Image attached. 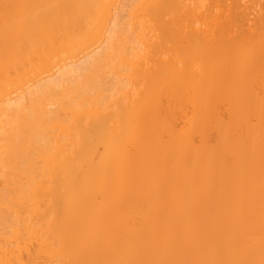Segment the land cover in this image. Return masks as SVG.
<instances>
[{
	"label": "bare ground",
	"instance_id": "bare-ground-1",
	"mask_svg": "<svg viewBox=\"0 0 264 264\" xmlns=\"http://www.w3.org/2000/svg\"><path fill=\"white\" fill-rule=\"evenodd\" d=\"M0 264H264V0H0Z\"/></svg>",
	"mask_w": 264,
	"mask_h": 264
},
{
	"label": "rangeland",
	"instance_id": "rangeland-1",
	"mask_svg": "<svg viewBox=\"0 0 264 264\" xmlns=\"http://www.w3.org/2000/svg\"><path fill=\"white\" fill-rule=\"evenodd\" d=\"M259 11H260V7L258 6V7L255 8V11L253 12L252 19H255V18L258 17Z\"/></svg>",
	"mask_w": 264,
	"mask_h": 264
}]
</instances>
